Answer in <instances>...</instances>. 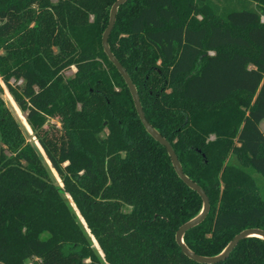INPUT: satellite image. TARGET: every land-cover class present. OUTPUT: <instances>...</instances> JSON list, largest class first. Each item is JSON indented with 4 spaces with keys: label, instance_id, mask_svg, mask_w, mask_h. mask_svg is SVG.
<instances>
[{
    "label": "trees",
    "instance_id": "obj_1",
    "mask_svg": "<svg viewBox=\"0 0 264 264\" xmlns=\"http://www.w3.org/2000/svg\"><path fill=\"white\" fill-rule=\"evenodd\" d=\"M116 1L0 0V264H264L257 236L214 263L177 242L204 200L144 126L104 50ZM249 2L256 8L126 0L109 36L147 120L209 197L206 218L184 234L201 256L264 230L251 172L264 176V0Z\"/></svg>",
    "mask_w": 264,
    "mask_h": 264
},
{
    "label": "water",
    "instance_id": "obj_2",
    "mask_svg": "<svg viewBox=\"0 0 264 264\" xmlns=\"http://www.w3.org/2000/svg\"><path fill=\"white\" fill-rule=\"evenodd\" d=\"M126 0H117L110 11V19H109V24L103 34V47L104 50L108 56V58L110 59V61L117 67V69L119 70V72L122 74V76L124 77V79L126 80V83L128 84L131 93L134 97V101H135V105L138 111V114L144 124V126L146 127V129L149 131V133L156 138L160 143H162L168 150L170 156L172 157L174 166L176 168V171L178 173V175L183 179V181L188 184L192 189L196 190L203 198L204 200V206L203 209L201 211V213L191 219L190 221L186 222L184 225H182L177 233H176V239L177 242L179 243V245L182 247L183 251L190 256L191 258L202 262V263H214V262H218L224 258H226L230 252L236 247V245L239 243L240 240L246 238V237H251V236H257L260 237L262 239H264V230L259 229V228H248L243 230L242 232H240L239 234H237L233 240L229 243V245L226 247V249L219 255L214 256V257H207V256H201V255H197L195 254L191 249H189L184 241V234L187 230L193 228L194 226L198 225L199 223H201L207 216L209 210H210V200L208 195L206 194V192L196 183H194L192 180H190L187 175L184 173L182 165L180 163V160L175 152V150L173 149L172 145L161 136V134L155 130L151 124L149 123V121L147 120V117L145 115V112L143 110V106L141 104V100L139 97V94L137 92V89L133 83V81L131 80L127 70L125 69V67L121 64V62L114 56V54L112 53L110 46H109V36L113 30L115 21H116V15H117V11L119 6L124 3Z\"/></svg>",
    "mask_w": 264,
    "mask_h": 264
},
{
    "label": "rangeland",
    "instance_id": "obj_3",
    "mask_svg": "<svg viewBox=\"0 0 264 264\" xmlns=\"http://www.w3.org/2000/svg\"><path fill=\"white\" fill-rule=\"evenodd\" d=\"M244 1H247V2H242V0H234L233 4H234L235 7H240V6H243L244 4H247V5H249L251 7H254V8H256V6H257L254 2L253 3L249 2L250 0H244ZM262 20L264 21V16H262ZM213 52L214 51H210L209 53L213 54ZM75 71H76V68L75 67H71L70 69L66 70L65 75L66 76H71V75H73V73ZM2 96H3L4 100L6 101L7 105L11 108V110L16 115V117L19 120V122L22 124L28 140L31 143H33L34 145H36L39 149H41V147L38 144V141H37V139H36V137L34 135V132H33L32 128L30 127L29 123L27 122L30 128L26 125V123L24 121V118L26 119V114L27 113L23 112L19 108V106L15 102L13 96L10 94V92L8 91V89L5 86H4V92L2 93ZM26 121H27V119H26ZM50 125H57L59 127L60 126V122L57 119L53 118V119H50V121L48 123V126H50ZM261 126H262L261 127L262 131H264V121L262 122ZM42 153H43V150H42ZM52 171H53L52 173H53V176H54L56 182L57 183H61L58 174L55 172V170L52 169ZM251 172H252L253 177L255 178L257 184L259 185V188H260L262 196L264 197V176H262L261 174L255 172L254 170H251ZM80 221L83 223L81 218H80ZM30 262L31 261L28 260V263H30Z\"/></svg>",
    "mask_w": 264,
    "mask_h": 264
},
{
    "label": "crops",
    "instance_id": "obj_4",
    "mask_svg": "<svg viewBox=\"0 0 264 264\" xmlns=\"http://www.w3.org/2000/svg\"><path fill=\"white\" fill-rule=\"evenodd\" d=\"M263 121H264V120H263ZM263 121L260 122V128L262 127L261 124H262ZM261 130H262V129H261ZM263 132H264V131H263Z\"/></svg>",
    "mask_w": 264,
    "mask_h": 264
}]
</instances>
